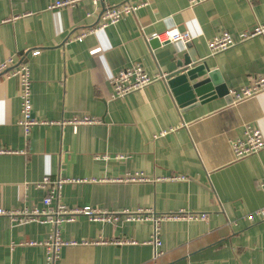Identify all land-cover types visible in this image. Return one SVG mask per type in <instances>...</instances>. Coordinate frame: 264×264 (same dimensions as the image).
Masks as SVG:
<instances>
[{"label": "crops", "instance_id": "obj_1", "mask_svg": "<svg viewBox=\"0 0 264 264\" xmlns=\"http://www.w3.org/2000/svg\"><path fill=\"white\" fill-rule=\"evenodd\" d=\"M54 1L0 0V61L28 64L32 116L42 122L25 135L18 81L0 77V206L42 209L50 194V207L118 216L61 223L59 264H264V217L245 218L264 205V148L239 159L232 151L246 127L264 135V90L233 97L264 74V35L238 39L264 22V0H149L81 41L66 39L123 0L49 8ZM172 28L191 34L187 46L146 39ZM219 31L236 41L210 54L207 42ZM184 55L207 67L196 80L214 72L225 95L178 105L166 76ZM135 64L164 76L110 99L111 76ZM84 116L99 121L72 123ZM44 177L64 181L37 186ZM137 211L147 218L126 219ZM199 213L206 219L189 217ZM163 215L154 258L153 217ZM53 233L51 223L0 216V264H45L43 243Z\"/></svg>", "mask_w": 264, "mask_h": 264}, {"label": "built area", "instance_id": "obj_2", "mask_svg": "<svg viewBox=\"0 0 264 264\" xmlns=\"http://www.w3.org/2000/svg\"><path fill=\"white\" fill-rule=\"evenodd\" d=\"M79 0H56L49 5V8H57L60 6H72ZM93 4H99L104 0H90ZM195 1V0H192ZM149 4V0H123L117 4L104 5L100 10L97 22L88 28H85L76 34L68 37L66 41H81L84 36L102 29L108 25L116 24L122 17L130 13H134L136 10L146 7ZM255 35H264V22L258 23L252 29L240 32L238 39L249 38ZM149 42L152 39L157 40L159 45L165 43H180L184 47L191 41L192 36L187 30H179L177 28L165 29L160 33H154L146 38ZM235 36L227 31H219L207 42V46L210 54H215L222 51L235 43ZM38 50H33L32 55L38 54ZM164 75H148L146 71L139 65L135 64L131 67H125L119 69L110 78L112 91L110 93V99L123 98L130 92L143 88L144 86L152 83L156 79L163 77ZM0 77L11 78L14 77L18 81L19 98L21 104V116L18 123L22 126L25 135H28L33 125L42 123L32 116V99H31V79L29 67L26 62L13 61V59H6L0 61ZM264 90V74L257 75L252 82L242 87L238 91H234L233 97L236 100H240L244 97L251 96L257 92ZM99 119L95 117L84 116L78 119H73V124L78 123H96ZM264 148V135H262L257 129L246 127L243 136L236 138L232 141V151L236 159L254 154ZM2 152V151H0ZM141 177V176H140ZM137 176H129L128 178L133 180L134 178H140ZM64 179H50L44 177L37 186H44L48 183L59 185ZM259 187L264 194V180L261 181ZM53 193V191H51ZM51 195H47L43 199L45 208L31 209V210H12L6 209L0 206V216L14 217L19 222L39 221L41 223H51L54 225V233L48 240L44 241L45 246V264H59L60 249L67 242L61 240L58 236V226L66 221L73 220L77 215H86L92 220L98 221H112L117 219V215L114 213H106L97 208L90 206L83 207H67L63 204H56L54 207H50ZM126 219L135 220L147 218L143 212L137 211L136 213H127ZM177 216V215H172ZM166 217L165 215L159 217H153L154 227L152 237L150 239L154 247L153 257L156 258L162 254L160 249L161 241L159 236V229L157 221ZM192 218H199L201 220L206 219L205 213L189 215ZM264 217V205L253 212L247 213L245 218L252 222L255 219ZM37 242L31 241L30 244Z\"/></svg>", "mask_w": 264, "mask_h": 264}, {"label": "water", "instance_id": "obj_3", "mask_svg": "<svg viewBox=\"0 0 264 264\" xmlns=\"http://www.w3.org/2000/svg\"><path fill=\"white\" fill-rule=\"evenodd\" d=\"M152 40L157 42L155 39ZM191 62L190 58L184 55L183 61H178V71L166 76L177 104L182 108H192L217 96H224L227 91L216 84L218 80L214 72H209L207 77L196 80L207 72V67L204 62ZM211 82L216 85L213 86Z\"/></svg>", "mask_w": 264, "mask_h": 264}]
</instances>
